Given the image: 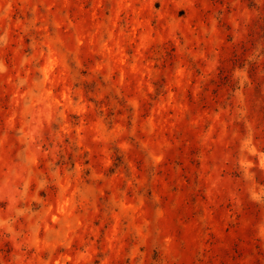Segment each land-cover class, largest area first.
I'll list each match as a JSON object with an SVG mask.
<instances>
[{
  "label": "rangeland",
  "instance_id": "obj_1",
  "mask_svg": "<svg viewBox=\"0 0 264 264\" xmlns=\"http://www.w3.org/2000/svg\"><path fill=\"white\" fill-rule=\"evenodd\" d=\"M0 264H264V0H0Z\"/></svg>",
  "mask_w": 264,
  "mask_h": 264
}]
</instances>
